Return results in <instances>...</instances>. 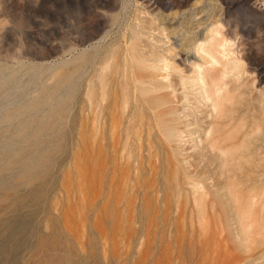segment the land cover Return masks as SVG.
<instances>
[{
  "label": "rangeland",
  "instance_id": "1",
  "mask_svg": "<svg viewBox=\"0 0 264 264\" xmlns=\"http://www.w3.org/2000/svg\"><path fill=\"white\" fill-rule=\"evenodd\" d=\"M0 264H264V0H0Z\"/></svg>",
  "mask_w": 264,
  "mask_h": 264
},
{
  "label": "bare ground",
  "instance_id": "2",
  "mask_svg": "<svg viewBox=\"0 0 264 264\" xmlns=\"http://www.w3.org/2000/svg\"><path fill=\"white\" fill-rule=\"evenodd\" d=\"M199 50H204L202 47H200L199 48ZM169 61V60H168ZM210 62V61H209ZM214 63H215V65H217V61H213ZM176 66V65H175ZM165 75V74H164ZM196 77V76H195ZM162 78V77H161ZM170 80V79H169ZM195 80V82L197 83V85H204V86H206V82H205V79H204V76H203V73L201 72V67H200V69H199V73H198V76H197V78L196 79H194ZM233 82V81H232ZM202 89H200L202 92H201V94H203L204 95V93L206 94L207 92H206V90H205V87H201ZM126 90V89H125ZM217 93L219 94L220 93V90H218L217 91ZM221 94V93H220ZM207 99H209V100H211V98H210V96L209 95H207V97H206ZM207 106V105H206ZM215 124V122L213 121V122H211L210 123V125L211 126H213ZM221 138V137H220ZM220 150L222 151V152H224V150H223V148H220ZM204 201V200H203ZM242 204V203H241Z\"/></svg>",
  "mask_w": 264,
  "mask_h": 264
},
{
  "label": "clouds",
  "instance_id": "3",
  "mask_svg": "<svg viewBox=\"0 0 264 264\" xmlns=\"http://www.w3.org/2000/svg\"><path fill=\"white\" fill-rule=\"evenodd\" d=\"M254 6H256V5H254ZM207 39H211V35H210V34L208 35ZM194 54H195V53H194Z\"/></svg>",
  "mask_w": 264,
  "mask_h": 264
}]
</instances>
